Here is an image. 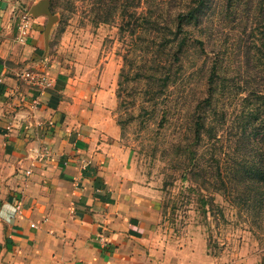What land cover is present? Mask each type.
Segmentation results:
<instances>
[{"label": "rangeland", "instance_id": "374dc122", "mask_svg": "<svg viewBox=\"0 0 264 264\" xmlns=\"http://www.w3.org/2000/svg\"><path fill=\"white\" fill-rule=\"evenodd\" d=\"M37 1L7 0L9 26L20 32L24 19L40 17L30 13ZM181 4L177 0L165 11L175 30ZM263 6L264 0H206L202 23L189 26L190 35L205 44L194 42L175 63L169 61L172 51L152 45L148 31L123 33L118 15L96 21L90 0H63L56 9L46 49L50 74L66 72L70 90L80 86L92 97L100 90L111 95L104 106L120 127L121 148L136 180L158 201L153 234L174 254L180 249V264H210L202 259L206 255L212 264H264V232L229 191H246L250 178L228 176L224 167L235 158H262ZM41 16L43 31L48 17ZM198 119L205 121L199 140ZM183 146L204 166L220 160L222 183L184 178L182 164L191 158L181 154ZM204 194L215 196V210L205 211Z\"/></svg>", "mask_w": 264, "mask_h": 264}, {"label": "crops", "instance_id": "0c3cea01", "mask_svg": "<svg viewBox=\"0 0 264 264\" xmlns=\"http://www.w3.org/2000/svg\"><path fill=\"white\" fill-rule=\"evenodd\" d=\"M6 1L0 0V264H180V249L174 254L153 234L158 201L121 148L120 127L104 106L111 95L70 90L66 72L51 75L42 16L23 36L9 26ZM202 259L212 264L210 256Z\"/></svg>", "mask_w": 264, "mask_h": 264}, {"label": "trees", "instance_id": "16d2710c", "mask_svg": "<svg viewBox=\"0 0 264 264\" xmlns=\"http://www.w3.org/2000/svg\"><path fill=\"white\" fill-rule=\"evenodd\" d=\"M63 0H51V9L56 13V9L60 6ZM93 2V7L90 10L94 14V19L99 22H108L112 17L117 15L121 18L120 29L123 33H129L130 35L136 34L140 30L148 31L153 39L152 45L157 50L164 49L168 52L172 51V60L169 57V61L178 62L181 60V55L185 54L189 46L194 42L205 44V40L190 35V25H200L203 21L201 18V9L206 0H182L180 9L176 14L177 29H173L170 24V20H165V16L168 15V6H173V3L177 0H90ZM187 1V2H185ZM197 3V4H194ZM261 13L264 15V6L261 8ZM170 15V14H169ZM172 20V18H170ZM173 21V20H172ZM264 36V30H263ZM192 34V33H191ZM180 35L182 36L180 40ZM176 45V46H174ZM156 57L159 53L155 54ZM157 61V58H155ZM215 71V69H214ZM153 93V91H152ZM212 93L206 98L207 106L211 105ZM197 107V106H196ZM195 107V110H196ZM204 114L200 113L199 118H203ZM205 127L204 119H198L196 121L195 138L201 139L203 128ZM264 140V135L261 139ZM264 142V141H263ZM181 154L187 153L186 156L191 158L188 162H183L182 166L185 167L184 178L196 180L201 179L204 184L214 186L221 180L223 175V166L220 160L209 166L196 162L195 156L192 154V148L183 146L181 148ZM189 151V152H188ZM262 154V158L254 160L251 158H235L230 163L226 164V175H236L238 178H250L246 184V191H241L237 187H233L232 191L235 201L238 205L242 204L245 211H247L252 223L256 224L260 228V231L264 232V149H259ZM189 173V176L187 175ZM219 179V180H218ZM212 180L213 182H209ZM217 181V182H216ZM194 183H197L193 181ZM222 185V184H221ZM210 186V187H211ZM215 187V186H214ZM225 194H227L225 192ZM227 196V195H226ZM203 199V205H210V209L215 210L212 207L214 205L213 194H204L200 197ZM223 210H220L221 212ZM222 214V212H221Z\"/></svg>", "mask_w": 264, "mask_h": 264}, {"label": "water", "instance_id": "95a60500", "mask_svg": "<svg viewBox=\"0 0 264 264\" xmlns=\"http://www.w3.org/2000/svg\"><path fill=\"white\" fill-rule=\"evenodd\" d=\"M31 15L38 17L41 15H46L48 17V24L45 29V43L46 47L48 48L49 37L51 29L56 22L57 14L54 13L51 9V0H38L30 9Z\"/></svg>", "mask_w": 264, "mask_h": 264}, {"label": "built area", "instance_id": "2783aa9c", "mask_svg": "<svg viewBox=\"0 0 264 264\" xmlns=\"http://www.w3.org/2000/svg\"><path fill=\"white\" fill-rule=\"evenodd\" d=\"M29 20H23L22 24H21V27H20V31H21V35H26L27 33V29L29 27ZM23 40V39H22Z\"/></svg>", "mask_w": 264, "mask_h": 264}]
</instances>
